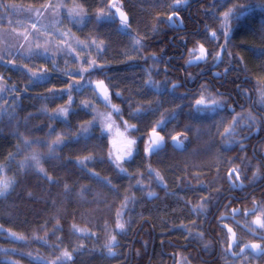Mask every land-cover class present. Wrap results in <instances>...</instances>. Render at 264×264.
I'll list each match as a JSON object with an SVG mask.
<instances>
[{
    "label": "trees",
    "instance_id": "1",
    "mask_svg": "<svg viewBox=\"0 0 264 264\" xmlns=\"http://www.w3.org/2000/svg\"><path fill=\"white\" fill-rule=\"evenodd\" d=\"M52 1L0 0V11L9 13H0V20L5 15L6 28L18 17L32 16L24 11L13 16L17 5L28 11ZM62 1L79 7L85 17L61 15V27L88 45L78 49L85 62L91 59L100 67L75 74L77 58L64 52L0 61V82L11 99L0 104L5 105L0 112V186L9 185L0 196V264H62L64 252L71 254L64 257L66 264H128L141 223L144 229L151 224L164 230L193 228L192 221L201 223L207 206L200 202L233 193L228 177L233 169L245 189L257 188L252 195L264 197V104L258 102L264 90V0H182L188 2L175 8V0H118L129 17L128 29L114 13L115 0ZM234 4L245 13L230 24L226 48L231 56L222 53L216 64L212 54L224 44L221 16ZM173 14L179 16L173 18L175 25L168 21ZM213 33L220 39L214 40ZM133 37L142 41L139 51ZM93 41L102 48L99 55ZM200 45L209 53L207 60L189 65V53ZM100 81L119 114L95 96ZM69 84L74 85L70 112L52 119L69 108L68 92L62 91ZM210 96L225 107L197 112L202 97L212 106ZM83 101L94 110L111 111L135 141L134 155L123 163L126 174L111 161L110 136L102 135L98 124L90 126L94 111L82 107ZM248 113L256 126L238 124L233 137V120L247 125ZM82 127L90 130L86 136L80 135ZM152 130L168 141L180 136L185 150L168 143L149 154ZM150 170L164 179V187L156 185ZM121 213L124 233L117 232ZM113 236L115 255H109L106 245Z\"/></svg>",
    "mask_w": 264,
    "mask_h": 264
},
{
    "label": "flooded vegetation",
    "instance_id": "2",
    "mask_svg": "<svg viewBox=\"0 0 264 264\" xmlns=\"http://www.w3.org/2000/svg\"><path fill=\"white\" fill-rule=\"evenodd\" d=\"M165 140L167 144L170 143L166 138ZM256 146L257 143L253 147V153ZM162 150L164 149H159ZM176 150L184 151L185 141L183 146ZM159 151H152V154ZM228 177L231 186H238H232L233 193L222 199L209 197L207 199L210 201L200 202L206 203L203 205L207 206L200 216L201 223L198 218L192 221L193 228L164 230L151 224L150 228L144 229L141 223L132 238L133 246L128 264H262L264 256L254 257L251 253L256 250L238 251V246L242 250L247 244H260L264 248V239L260 238L259 227L253 223L258 218L259 210L264 209V197L252 195L257 188L245 189L239 176L237 178L231 171ZM250 203L252 206L245 208L244 205L248 206ZM203 205L197 206L200 211L204 208ZM191 212L193 217H197L192 208ZM250 227L255 231H249ZM228 228L235 233L238 242V246L235 242L232 249ZM145 235L149 237L145 239ZM136 243L137 248L134 246Z\"/></svg>",
    "mask_w": 264,
    "mask_h": 264
},
{
    "label": "rangeland",
    "instance_id": "3",
    "mask_svg": "<svg viewBox=\"0 0 264 264\" xmlns=\"http://www.w3.org/2000/svg\"><path fill=\"white\" fill-rule=\"evenodd\" d=\"M119 1L115 0L112 4V8L115 11L117 8H121L119 6ZM188 2V1H187ZM187 2H183L182 0L179 1L180 4H185ZM225 0L222 1L224 3ZM17 5L15 11L13 12V16L16 15L17 12L24 11V13L31 12L32 16L30 17H18L16 22L10 24L6 28L3 26L5 15L1 16L0 20V61H4L6 59H10L9 62L17 63L16 57L20 56H28L32 57L34 55H41L47 58L56 57L53 55L54 53H61L64 52L66 54H71L77 58V68L74 70V73L78 75H84L86 71H89V61L88 59L86 62L84 58L78 54V49L80 47H86L84 43L80 42L68 29H63L60 25L61 22V15H69V14H76V17L79 19L81 16L84 18L85 15L79 7L76 6H66L64 5L62 0H53L43 9L37 8L33 10H26V7ZM238 4H234L225 9V11L229 9H239L242 12V15L245 13L244 8L238 7ZM41 9V10H40ZM0 13H9L4 9L0 11ZM224 14V13H223ZM241 15V16H242ZM240 16V17H241ZM223 19V15L221 16ZM7 21V20H6ZM8 22V21H7ZM8 24V23H7ZM76 38V39H75ZM60 56V55H59ZM9 57V58H8ZM58 60V59H55ZM78 87V86H77ZM98 93L100 96L107 95L109 97L108 90L107 92L104 91L103 88L97 87ZM8 91L3 86V83L0 82V104L5 101L8 103L11 101L9 97H7ZM102 99V98H101ZM73 102V97H71ZM105 103V101L102 99ZM72 104V103H71ZM69 108H63L70 112V105ZM0 112H2L5 108L0 105ZM111 109V108H110ZM114 112V111H113ZM110 114V122L112 124V128L107 131L105 134L110 136L111 139V150H110V158L112 163L116 166V168L121 172V169L124 170L123 163L126 159H129V152H131V157L135 153L134 143H129V141H134L132 138L128 137V131L126 128L121 127V124L117 122L115 116L111 111H105L100 108H95L94 110V117H103L108 116ZM68 116V115H67ZM237 120V119H236ZM98 124V123H97ZM99 125V124H98ZM100 126V125H99ZM88 128V132H89ZM88 134V133H87ZM176 138H178L176 136ZM184 139L179 137L178 139H170L171 145L179 149L180 147H176L175 145L181 144L183 146ZM148 153H152V143L149 139L148 145ZM151 175H153V179L157 183L158 187H164L165 181L161 178L156 172L150 170ZM143 186V185H141ZM124 213V212H122ZM119 217L118 225H117V232L124 233L127 230L126 224L123 222V216ZM257 217L264 222V209L259 210ZM123 225V228L120 227ZM261 233L264 229H259ZM117 241L115 239L116 245ZM264 264V259L263 263Z\"/></svg>",
    "mask_w": 264,
    "mask_h": 264
},
{
    "label": "snow or ice",
    "instance_id": "4",
    "mask_svg": "<svg viewBox=\"0 0 264 264\" xmlns=\"http://www.w3.org/2000/svg\"><path fill=\"white\" fill-rule=\"evenodd\" d=\"M179 6H180L179 0H175V3L172 4L173 8L179 7ZM117 11L119 12V8H117ZM241 15H242V12L239 9H236V10L229 9V10L224 12L223 19L220 21V28H219V31L222 34V38H223L224 44L219 45V50L212 54V59H213V61L216 64L221 63L222 53H227V55L229 57L231 56V53L227 52V48H226V45L230 41V33H231L230 24L232 22L238 20ZM101 18H102V16H98L97 17V19H101ZM120 18H121V21H122V26L125 29H128L129 28V24H128L127 15L121 12L120 13ZM168 21H169V23L171 25H175L176 23H178V21L173 20L172 16L168 17ZM212 35H213V39L214 40L220 39V37H218L216 35V33H213ZM133 41H134L133 45H132L133 48H135L137 51H139L140 48L143 47L141 39L139 37H133ZM92 43L96 44L95 41H93ZM96 50H97V53L99 55V53L102 51V48L100 47L99 44H96ZM208 55H209V53L204 49L203 45H200L198 48L193 49V51L191 53H189L190 59L188 61V64L191 65V64L196 63L197 61H206L207 58H208ZM97 67H100V66L96 65L95 61H89V69L90 70L94 71ZM217 75H220V74L218 73ZM88 83L89 84L92 83V77L91 76L88 77ZM97 87L103 88L104 91L107 92V88L105 87L103 81H100L97 84ZM174 87H176V86L174 85ZM73 88H74V85L73 84H69L68 88L66 90H62V91H67L68 92L69 104L72 103L71 92H72ZM93 91L95 92V90H93ZM203 91H207V89H203ZM117 95H119V93H117ZM95 96L99 97V98H102L105 101V106L106 107H110L112 109V111H114V112H116L118 114L120 113V109L119 108H115L114 106L111 105L110 99H109V97L107 95H104V96L101 97L99 93H95ZM209 99L211 100V105L212 106L205 105L204 104V99L202 97L201 99L196 101V104L198 105V107L195 110L197 112L217 111V110L223 109L225 107L224 102L217 100L215 97H211L210 96ZM258 102L261 103V104H264V90H260L259 101ZM201 105H204V106L200 107ZM81 106L84 107L85 109H87L89 112L94 111V108L92 107V105L88 101H83L81 103ZM139 111H140V109L137 108L136 112L131 113V115H136ZM146 111H147V109H146ZM233 114H235L234 110H233ZM67 115H68V110L61 109L55 114V116H53L51 118L52 119L66 118ZM247 121H250V123H248L247 125H243V124H240V120L239 119L233 120V127L230 128V131L232 132L233 137H235V135L237 134L236 128H235L236 125L239 124L241 127L247 126L249 129H251L252 127H255L256 124H257V121H256L255 117L252 116L251 113L247 114ZM97 123L100 125L101 134L102 135H104L107 131H109L112 128V124L110 122V114L108 116H103V117H99V118L94 117L93 121L90 122V126L94 127ZM158 126H162V122ZM87 133H88V128H83L82 127L80 135L81 136H86ZM172 139H178V138L172 137ZM134 142L135 141H129V143H134ZM24 143L26 144V146L31 147V144L28 141H25ZM237 143H240V142H237ZM58 146H59V143H57L56 147H58ZM175 146L176 147H182L181 144H177ZM225 146L231 147V144L226 143ZM46 147L49 148V152L50 153H54L55 152V148L54 147L48 146V145H46ZM240 147L243 148V144L242 143H240ZM152 151H154V152L155 151H159V147H157L155 149H152ZM129 157H131V152H129ZM31 159H33L35 161L34 167H38L39 166V160L35 156L31 157ZM81 165L83 166V162H81ZM41 171H42V169H41ZM233 171L235 172L236 169H233ZM121 172L123 174H126L123 169H121ZM237 178H238V175H237ZM254 179H255V177H254ZM232 186L233 187H237L238 185L233 184ZM8 187H9V185L7 183H5L2 186H0V196H3L6 193ZM253 211H255V210H253ZM253 223L256 224L259 227V229H264V222H262L260 218H257ZM120 227L123 228V225H120ZM228 231L230 232L231 229H229ZM249 231H255V229H252L250 227ZM260 238L264 239V231H262L260 233ZM233 240H234V242H236L235 241V234H233ZM114 243H115V236H113L112 240L106 245L109 255H115V253L112 251V247H113ZM236 243H237V246H238V242H236ZM244 247L249 249V250H256L255 252L251 253L254 257L264 256V248H262L260 244H247V245H244ZM238 251H243V250L239 249V246H238ZM232 254L235 255L236 253H232ZM64 257H67L68 259H70L71 258V254L68 253V252H64L62 254V257H61L62 264H66V260H64Z\"/></svg>",
    "mask_w": 264,
    "mask_h": 264
},
{
    "label": "water",
    "instance_id": "5",
    "mask_svg": "<svg viewBox=\"0 0 264 264\" xmlns=\"http://www.w3.org/2000/svg\"><path fill=\"white\" fill-rule=\"evenodd\" d=\"M124 13V14H126L125 12H124V10L123 9H121V8H119V12L116 10V13H115V15H116V17L121 21V18H120V13ZM127 15V14H126ZM173 17H179L177 14H173L172 15ZM127 17H128V15H127ZM128 22H129V17H128ZM218 73L216 72H214V76L215 77H218V76H220V75H217ZM149 138H150V141H151V143H152V148L153 149H155V148H157V147H159V149H164L165 147H166V145H167V142H166V140H165V138L163 137V135H162V133H160V132H158V131H156V130H152L150 133H149ZM231 173H233V174H235V175H237V173H236V171L234 172L233 170L231 171ZM229 229V228H228ZM230 233H231V239H230V246H231V249L233 248V246H234V244H235V242H234V240H233V234H235L232 230L230 231ZM235 241H236V236H235ZM245 249H247V248H244L243 249V251L245 250Z\"/></svg>",
    "mask_w": 264,
    "mask_h": 264
}]
</instances>
